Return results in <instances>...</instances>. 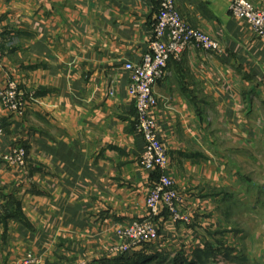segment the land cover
Masks as SVG:
<instances>
[{"label":"crops","instance_id":"1","mask_svg":"<svg viewBox=\"0 0 264 264\" xmlns=\"http://www.w3.org/2000/svg\"><path fill=\"white\" fill-rule=\"evenodd\" d=\"M160 2L0 0V89L16 82L29 104L23 117L0 105V264L29 253L40 264L111 260L116 231L149 216L159 174L139 165L146 145L124 66L148 52ZM231 2L176 0L221 52L189 47L153 89L167 175L193 218L155 217L158 253L194 257L210 231L242 237L243 227L264 249V40ZM15 146L28 151L25 169L5 161Z\"/></svg>","mask_w":264,"mask_h":264},{"label":"built area","instance_id":"2","mask_svg":"<svg viewBox=\"0 0 264 264\" xmlns=\"http://www.w3.org/2000/svg\"><path fill=\"white\" fill-rule=\"evenodd\" d=\"M229 12L233 18L247 21L255 35L264 40V10L255 8L246 0H232ZM189 47L210 54L221 52V45L217 40L193 29L182 18L176 0H161L148 52L140 63L129 62L124 66L130 74L128 93L137 110L136 130L146 145L139 165L146 171L158 172L159 179L150 188L147 197L149 216L134 220L116 231L119 243L110 250L115 258L152 247L158 239L155 217L160 216L163 211L168 213L174 224L190 225L193 222L191 215L182 208L183 196L177 189L176 182L167 175L169 154L165 143L159 137L154 114L158 100L153 91L155 85L166 76L169 62L180 61ZM0 105L15 117H23L29 106L19 85L14 81L0 89ZM3 134L4 129L0 122V136ZM5 161L11 168L25 169L28 164V151L23 146H15L5 157ZM19 264H40V261L29 253Z\"/></svg>","mask_w":264,"mask_h":264},{"label":"rangeland","instance_id":"3","mask_svg":"<svg viewBox=\"0 0 264 264\" xmlns=\"http://www.w3.org/2000/svg\"><path fill=\"white\" fill-rule=\"evenodd\" d=\"M243 228H245V234L243 233L244 235L242 237H237L238 235H236V237L232 236L227 238L224 233H216L213 230L206 235V239H208L207 244L212 245L217 252L224 251L216 256H208L205 254L201 257V262V260L195 258L196 256L192 257L188 251L186 253L189 258L184 254V250L177 251L164 248L163 254L167 256V260L163 264H174L173 261H175L180 253H183L184 259L186 260L180 264H264V249H260V246H258L260 244L255 245L253 242H250L248 235H246L247 227ZM147 250L148 253L157 251L153 246L147 247ZM71 264H74V262H71ZM151 264L161 263L156 261Z\"/></svg>","mask_w":264,"mask_h":264},{"label":"trees","instance_id":"4","mask_svg":"<svg viewBox=\"0 0 264 264\" xmlns=\"http://www.w3.org/2000/svg\"><path fill=\"white\" fill-rule=\"evenodd\" d=\"M224 252L222 251H218L215 250L213 248L212 245L210 244H206L205 249L203 251H197L195 252V258H198V260H201V257H203V255H208V256H216L220 253ZM167 260V256L163 253H154V254H150L148 253L147 250H140L137 251L135 253L132 254H126V255H122L119 257H116L114 259H106V260H102L99 261L98 264H151L152 262H160L161 264H163L165 261ZM186 260L184 259V256L182 253H180L177 258L175 259V261H173L174 264H180L185 262ZM68 264L67 261H57L55 263H46V264ZM202 262V260H201Z\"/></svg>","mask_w":264,"mask_h":264}]
</instances>
